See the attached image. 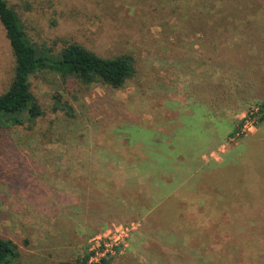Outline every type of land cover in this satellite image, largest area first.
Returning <instances> with one entry per match:
<instances>
[{"label": "rangeland", "instance_id": "obj_1", "mask_svg": "<svg viewBox=\"0 0 264 264\" xmlns=\"http://www.w3.org/2000/svg\"><path fill=\"white\" fill-rule=\"evenodd\" d=\"M7 2L37 45L136 69L120 88L30 76L43 114L0 138L17 264H264V0H217L210 19L181 0ZM13 65L0 24V94Z\"/></svg>", "mask_w": 264, "mask_h": 264}, {"label": "trees", "instance_id": "obj_2", "mask_svg": "<svg viewBox=\"0 0 264 264\" xmlns=\"http://www.w3.org/2000/svg\"><path fill=\"white\" fill-rule=\"evenodd\" d=\"M181 1L186 4L188 13H190L191 7H194L198 9L196 13L200 17L210 19L216 16L212 11L217 10V0ZM0 24L14 57L11 81L0 94V138L6 127L23 124L24 116L22 114H27L26 117L30 123H34L43 114L30 91L29 78L33 74L51 71L59 74L64 80L73 78L85 85L100 83L112 88L122 87L135 74V59L128 53L104 57L75 41H67L58 52H54L51 47L37 45L27 36L19 14L8 4L7 0H0ZM257 110L260 113L259 119L263 120L264 102L258 105ZM148 162L150 160H147L146 163ZM145 167L147 170L152 168L149 165L142 168ZM160 167L162 168V166H158V168ZM127 172V179L130 180L132 173L129 172V169ZM151 173L155 174L153 170ZM220 188L221 186L218 187V189ZM217 195L223 196L225 193L221 190ZM229 200L227 197V200H223L219 204V199L217 206L225 207L228 211ZM20 256L19 246L13 240L0 236V264H17ZM90 258L91 254L86 252L73 262L61 261L57 264H100ZM100 261L102 262L104 259L100 258Z\"/></svg>", "mask_w": 264, "mask_h": 264}]
</instances>
